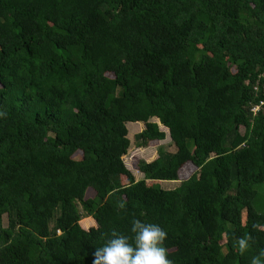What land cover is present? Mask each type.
<instances>
[{
	"label": "trees",
	"instance_id": "1",
	"mask_svg": "<svg viewBox=\"0 0 264 264\" xmlns=\"http://www.w3.org/2000/svg\"><path fill=\"white\" fill-rule=\"evenodd\" d=\"M261 74L264 0H0V264H92L113 232L133 242L134 219L167 232L173 264H250ZM130 133L174 149L138 159L134 179Z\"/></svg>",
	"mask_w": 264,
	"mask_h": 264
},
{
	"label": "clouds",
	"instance_id": "2",
	"mask_svg": "<svg viewBox=\"0 0 264 264\" xmlns=\"http://www.w3.org/2000/svg\"><path fill=\"white\" fill-rule=\"evenodd\" d=\"M118 207L124 209L125 203L121 202ZM252 227L253 230L264 231V225L259 223H254ZM131 232L134 234L132 243L129 237L113 232L112 239L95 249L92 264H173L168 259V250L163 246L167 232L160 226L134 219ZM252 239L251 235L238 239L237 251L240 255L249 249ZM261 257H264V251L253 256L250 264H264Z\"/></svg>",
	"mask_w": 264,
	"mask_h": 264
},
{
	"label": "rangeland",
	"instance_id": "3",
	"mask_svg": "<svg viewBox=\"0 0 264 264\" xmlns=\"http://www.w3.org/2000/svg\"><path fill=\"white\" fill-rule=\"evenodd\" d=\"M139 125V126H138ZM138 126V127H136ZM136 127V128H135ZM141 128V122H128L126 125V128L128 130V132H132V130L134 129V131H136L135 129L137 128ZM160 128H162L161 126H159ZM139 128V129H140ZM132 133H130V135H128L129 137V146L127 149V153L124 154L122 156L123 162L126 166L127 169H129L131 171V173L134 176V179H138L141 177V173L137 171L135 163L138 159H143V160H151L152 158L155 157L156 154V148L157 146H161L163 147L165 150L167 151H172L174 148L172 146V144L169 143V140L167 137H165L163 140H159V141H151L149 142V144L146 147L143 148H136L134 147L133 144V140H132ZM78 153L75 155V157H78ZM195 168L188 164L187 166H185L183 168L182 174L180 177H187L191 172H193ZM180 175V174H179ZM147 185L150 186H154V187H161V188H172L175 187L178 184V181H166V180H146L145 181ZM262 192V191H261ZM85 195L87 197L92 195V191L90 189H88L85 193ZM262 193L260 194L261 197ZM244 213V211H242V214ZM1 223L2 225H5L6 223V219L5 216L2 215V219H1Z\"/></svg>",
	"mask_w": 264,
	"mask_h": 264
},
{
	"label": "built area",
	"instance_id": "4",
	"mask_svg": "<svg viewBox=\"0 0 264 264\" xmlns=\"http://www.w3.org/2000/svg\"><path fill=\"white\" fill-rule=\"evenodd\" d=\"M260 76H261V87H262L263 93H264V74H261ZM261 103H264V100L259 101V104H261ZM250 109H251V111H255L258 109V106L253 105Z\"/></svg>",
	"mask_w": 264,
	"mask_h": 264
}]
</instances>
